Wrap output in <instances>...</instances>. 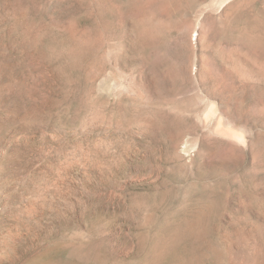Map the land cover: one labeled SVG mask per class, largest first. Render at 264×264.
<instances>
[{
	"label": "rangeland",
	"instance_id": "rangeland-1",
	"mask_svg": "<svg viewBox=\"0 0 264 264\" xmlns=\"http://www.w3.org/2000/svg\"><path fill=\"white\" fill-rule=\"evenodd\" d=\"M0 264H264V0H0Z\"/></svg>",
	"mask_w": 264,
	"mask_h": 264
}]
</instances>
